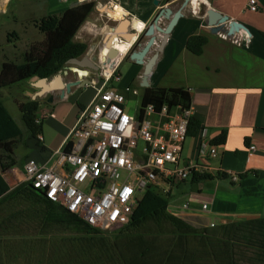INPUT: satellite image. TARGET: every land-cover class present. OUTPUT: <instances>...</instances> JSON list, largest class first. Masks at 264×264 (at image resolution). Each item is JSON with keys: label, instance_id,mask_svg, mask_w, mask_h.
I'll use <instances>...</instances> for the list:
<instances>
[{"label": "crops", "instance_id": "crops-1", "mask_svg": "<svg viewBox=\"0 0 264 264\" xmlns=\"http://www.w3.org/2000/svg\"><path fill=\"white\" fill-rule=\"evenodd\" d=\"M7 1L5 0L2 6H5ZM21 1L23 4L28 3L27 6H31L28 9L33 12L37 11L38 5L44 8V12L39 15L31 14L32 18H29V23L24 27L28 30V25H31L37 36L40 33L34 23L37 19L82 4L85 0H59L60 4L55 0ZM86 1H94L95 5L79 27L74 40L87 43V47L92 48L90 55L92 57L96 53L93 52L96 47L100 48L99 53L104 52V47H100L99 41L100 37L102 38L109 31L107 29L102 32L101 26H97L98 18L106 16L108 20L115 22L114 25L124 16L131 18L130 15H133L130 13L131 4L134 5L135 0ZM197 1L200 4L203 0ZM247 1L240 0L237 8L232 0H210V3L212 7L227 14L231 19L244 23L251 31L250 37L244 32H239L231 38L212 34L206 22H201V15H197L201 20L188 21L185 9L184 16L172 30L148 78L149 86L156 87L159 86V81L165 73H168V85L164 88L183 87L190 92L191 105L194 108L193 116L200 120L201 130L185 139L180 154L181 164H195L199 169L207 170L211 174L217 172L228 175L245 174L238 180L215 178L194 184L186 180L179 186L174 185L179 188L182 184H190L188 192L180 193L188 196L189 200H184L179 206H172L171 210L192 218L197 217L202 223H208L210 227L221 224L229 227L234 223L264 218V0H257L258 10L254 12L245 9ZM150 3L154 6L151 0ZM199 4L194 6V12L199 11ZM106 6L112 9L110 13H106ZM53 7L58 9L53 11ZM117 8H120V11ZM27 12V9L24 10L25 15ZM145 13L149 15V11ZM142 16L140 17L142 20L131 18L133 26L138 31L150 18V15L145 18L144 15ZM11 32H15V35ZM11 32L7 33L5 41L13 48L15 44L9 42L19 40V34L15 30ZM193 33H203L208 38L200 55L192 54L185 47L187 37ZM38 36L39 38L30 41L41 40L42 35ZM88 41H91L90 45ZM129 46L131 45L128 44L126 51ZM3 58L11 60L7 59L9 58L7 56ZM98 74L99 71L91 68H78L73 64H66L59 80L54 78L55 74L49 77L50 90L40 96L36 95L40 91V86H35L32 79L29 80V85L34 88L30 98L36 96L44 102L40 109L41 114H45L44 117L48 114L51 118L50 124L45 126V130L50 129V133L47 137L45 134L42 136L40 151L37 148L38 153L35 151L41 161L60 147L73 126L79 110L92 101L95 90L89 81L99 80ZM132 77H134L133 81L140 85L141 76L134 73ZM33 79L36 81L38 78ZM76 79L79 80L78 85L60 97V89L65 86V82ZM126 84L132 85L130 82H120L117 87ZM82 88L90 89L92 93L85 96ZM49 97L51 100L48 101ZM222 128L227 130V137L223 145L216 146V156L202 155L201 143H209ZM251 145H254L255 149H250ZM22 150L28 152L27 149ZM44 154L48 156L44 157ZM24 155L21 158H24ZM22 166H15L2 173L10 188L23 181ZM185 203H187L186 208L183 207ZM202 204H206L205 209H202ZM3 205L0 206V230L9 214V210ZM211 223H214V226H211ZM230 229L231 226L227 234L181 235L180 239L185 240V243L183 246L182 243L178 245L179 250L188 253L185 260L190 256L189 253L193 257L192 260L181 264H199L194 256L196 252L198 258H202V264H217L216 259L222 254H224V259L222 257L224 264H230V259L237 256L240 250L244 257H248L253 255V248L264 246V232L253 234L246 230L240 233ZM190 240L193 241L192 244L189 243ZM189 249L193 252L188 251Z\"/></svg>", "mask_w": 264, "mask_h": 264}, {"label": "built area", "instance_id": "built-area-1", "mask_svg": "<svg viewBox=\"0 0 264 264\" xmlns=\"http://www.w3.org/2000/svg\"><path fill=\"white\" fill-rule=\"evenodd\" d=\"M245 9L257 11V0H248ZM98 78L89 81L94 97L79 110L60 147L43 161L27 158L22 171L23 181L45 198L105 230L129 221L138 194L146 188L168 191L172 182L188 180L199 167L180 163L194 115L191 104L143 105L142 93L139 97L131 84L117 87L121 77L116 68L101 69ZM131 99L135 103L128 112ZM200 152L215 157L216 146L202 142ZM232 179L238 180L236 175Z\"/></svg>", "mask_w": 264, "mask_h": 264}, {"label": "rangeland", "instance_id": "rangeland-1", "mask_svg": "<svg viewBox=\"0 0 264 264\" xmlns=\"http://www.w3.org/2000/svg\"><path fill=\"white\" fill-rule=\"evenodd\" d=\"M5 0H0V63L4 60V56H7L11 60L20 61L21 53L24 48L32 41L33 38H39L36 35L35 29L31 25H28V30H25L26 24L29 23L30 15H39L43 13L44 8L42 5H38L39 8L36 12L29 10L31 6H27L28 3H22L21 0H8L5 6H2ZM60 4L59 0H55ZM178 1L177 4L180 3ZM130 3V2H129ZM197 0H190L189 5L186 8V19L201 20L206 22L205 11L206 8L211 7L210 0L205 1L203 4L198 5L199 11L194 12V6L196 7ZM235 7H239L240 0H232ZM173 7V10L178 5ZM43 8V9H42ZM28 10L25 15L24 10ZM58 7H53L55 11ZM112 10L109 6L105 7L106 13H110ZM157 10L155 6H152L150 0H135L134 5L131 4V18L140 20L144 15L150 18L145 21V26L151 23L152 13ZM104 11V13H105ZM149 11V15L145 12ZM29 13V14H28ZM90 14V13H89ZM143 17V16H142ZM97 26H101L102 32L107 31L110 27L114 26V21L108 20L106 16L98 18ZM142 20V19H141ZM85 21V19H84ZM84 21L81 23L83 24ZM32 22V21H31ZM161 25H165L167 20L160 21ZM200 22V21H199ZM104 24V25H103ZM81 26V25H80ZM79 26V27H80ZM200 26V25H198ZM79 29V28H78ZM76 30V33L78 31ZM144 29V26H143ZM17 31L19 34V40H14L15 46L12 48L11 44H7L5 36L8 32ZM75 33V34H76ZM74 34V36H75ZM73 36V40H74ZM93 38V37H92ZM17 39V38H16ZM94 40V39H93ZM30 41V42H29ZM91 44V41H88ZM122 46L121 52H125L128 44L119 43ZM100 47L103 46L100 44ZM90 48V47H89ZM87 47V50L89 49ZM100 49V48H99ZM97 49V51L99 50ZM128 54V53H127ZM117 71L121 77V83H132L138 91V96L142 93V87L135 81H133L134 75L133 66L129 61L123 60L117 66ZM137 80V79H136ZM167 80H169V74L165 75L159 81V87H166ZM35 82V79H32ZM34 88L29 85V81L14 86L13 88H7L0 91L4 104L18 123L19 111L16 106L17 101H22L33 93ZM85 96H89L92 92L90 89L84 90ZM40 96V94H38ZM36 98V96H34ZM51 97L47 100L49 101ZM16 101V102H15ZM135 99H131L127 102V110L131 112ZM43 107L44 102H41ZM40 107V108H41ZM38 115L43 123V132L40 135H49L50 129L45 130V126L49 125L51 118L41 114ZM47 117V118H46ZM57 119V118H54ZM57 129V128H56ZM28 152L23 151L21 148L17 150V156L19 158L26 153L29 157L36 161H41L38 158V151L40 147L36 146L34 139L29 138ZM35 148V149H34ZM34 149V150H33ZM35 151L37 153H35ZM33 153L36 155H33ZM45 155V154H44ZM45 155L44 157H47ZM27 158V157H26ZM25 156L22 163L26 159ZM21 167V166H19ZM8 179V178H7ZM22 182V181H21ZM184 181H174L170 186H178ZM186 182V180H185ZM164 186V185H163ZM13 188V187H12ZM190 190V184H182L179 188L174 186L171 191V204L168 206L166 213L162 216H156L148 219L141 227L136 229L135 235H123L116 233H108V231L102 230L103 234H94L97 236H103L104 238H89V234H85L80 229L72 227H62L56 224H50V221H46L43 215L42 207L36 202L35 199L30 197L18 196L12 198L11 201L4 204V208L9 210V217L12 223L9 228H2L0 230V264H181L187 260H192L193 257L190 254L188 259L185 260L188 253L179 250L178 245L185 243V240H181L179 237L183 234H227L228 226L221 224L218 226L210 227L208 223H202L199 218L190 217L185 214H178L172 211V206H179L184 200L188 201L189 197L181 194V191L188 192ZM162 192H166L161 190ZM180 208V207H179ZM178 208V209H179ZM173 217L181 218L190 227L181 228L177 225ZM203 226V227H202ZM14 227H17L14 229ZM99 233V232H98ZM193 243L192 240L189 241ZM183 249V248H182ZM188 251L193 252L189 249ZM221 255V254H219ZM196 261L202 264V258H198L197 252L194 253ZM217 264H224L222 255L216 259Z\"/></svg>", "mask_w": 264, "mask_h": 264}, {"label": "trees", "instance_id": "trees-1", "mask_svg": "<svg viewBox=\"0 0 264 264\" xmlns=\"http://www.w3.org/2000/svg\"><path fill=\"white\" fill-rule=\"evenodd\" d=\"M94 1L84 2L74 7L65 9L59 13L47 14L35 21L37 30L42 35L39 41L29 43L21 53V60H4L0 64V91L7 88L24 84L33 78H49L63 69L66 61L71 58H80L87 50V43L73 40V36L81 23L93 10ZM15 35V32H11ZM208 42L206 34L193 33L185 41V47L194 55H200L204 46ZM142 104L155 103L162 105H182L188 107L191 104L190 92L183 87H145L142 88ZM16 102V101H15ZM38 98L27 97L22 101H17L16 106L19 111L20 123L10 114L4 104L0 93V206L11 201L12 198L23 196L30 197L42 207L43 215L50 224L62 227H72L89 234V238H106L94 234H103L100 228L92 227L77 215L69 212L63 206L54 203L43 195L40 189L35 188L30 182L22 181L13 188L4 179L2 173L15 167L22 166V159L17 156L18 149H27V140L32 138L36 146H42L40 135L43 132V123L38 115L41 107ZM201 130L200 120L195 116L191 117L188 124V136H193ZM227 130L222 128L219 133L210 140L212 146L223 145L226 141ZM25 158L27 154L24 155ZM27 159V158H26ZM241 179L245 174L236 175ZM215 178H231L232 175L223 172L211 174L207 170L200 168L190 175L188 181L192 184L200 183ZM233 180V179H232ZM171 204L170 191L162 192L157 186H149L138 194L134 209L129 221L115 229H105L108 233L123 235H135L136 229L141 227L148 219L162 216L166 213ZM175 223L181 228L190 227L181 218L173 217ZM12 223L10 217L4 220V230ZM230 230L238 232L248 231L257 234L264 232V218L253 219L245 222L234 223ZM17 227H14V229ZM184 229V228H183ZM99 232V233H98ZM180 237V236H179ZM233 256L230 264H264V246L253 248V255L244 257L241 252ZM246 255V254H245ZM224 259V254H222ZM194 264V263H190Z\"/></svg>", "mask_w": 264, "mask_h": 264}, {"label": "water", "instance_id": "water-1", "mask_svg": "<svg viewBox=\"0 0 264 264\" xmlns=\"http://www.w3.org/2000/svg\"><path fill=\"white\" fill-rule=\"evenodd\" d=\"M208 1V0H205ZM189 0H184L180 6L173 10L169 6L160 8L157 15L153 21L148 25L145 30V35L148 36V40L141 44L138 43V48L132 50L133 42L135 41L138 31L132 24V20L129 16H124L119 22L114 26L109 28V31L103 35L101 38L102 46L104 47V52H97L96 57L92 58L91 49L85 51V53L80 58H71L66 61V64H73L78 68H91L94 71H101V69H107L109 71L113 70L117 64L122 60V58L129 53L130 60L135 61L138 64L144 63V70L141 75L140 86L142 88L149 86V75L156 63L158 53L163 50L168 38L171 35L172 30L175 28L179 20L184 16V10L188 6ZM202 4L204 2H201ZM153 4L158 6L159 0H153ZM163 17L167 19V23L162 26L159 23V19ZM206 26L212 34H220L226 38L234 37L239 32H244L248 37L251 36V31L242 22L235 19H231L227 14L215 9L214 7H208L205 11ZM159 40L157 51L149 58H144L149 52L152 45L156 44ZM129 44L131 47L125 53L120 52L115 47V42ZM102 57V58H101ZM63 69L59 70L54 78L59 80L62 75ZM49 78H38L34 84L35 86H40V91L37 94H43L49 92L50 86ZM79 80H72L65 82V86L61 88L60 97H63L65 93H68L72 87L77 86ZM35 97L33 96L32 99ZM51 100V98H50ZM115 229V228H112Z\"/></svg>", "mask_w": 264, "mask_h": 264}, {"label": "flooded vegetation", "instance_id": "flooded-vegetation-1", "mask_svg": "<svg viewBox=\"0 0 264 264\" xmlns=\"http://www.w3.org/2000/svg\"><path fill=\"white\" fill-rule=\"evenodd\" d=\"M151 1L153 2V0H151ZM178 1H179V0H159V4H158V6L154 5L155 8H156L157 10H154V11H153L154 13L151 14V15H152L151 22L153 21V19H154L155 16L157 15V13H158V11L160 10V8L165 7V6H169L170 8L173 9V7L178 3ZM183 1H184V0H181L180 3L177 4V5L180 6V4H181ZM84 2H89V1H86V0H85V1H83L82 3H84ZM189 3H190V0H189V2H188V5H189ZM80 4H81V3H80ZM93 8H94V7H93ZM165 20H167V19L161 17V18L159 19V23L161 24L160 21H165ZM34 23H35V22H34ZM145 24H146V23H144V29H142V31L139 32V34L137 35L135 41L133 42V45H132V46H133V47H132L133 49H132V50L138 48L137 46H138V43H139V42H140L141 44H144V43L148 40V36L145 35V30H146V28L148 27V25H149L150 23H148L146 26H145ZM162 26H164V25H162ZM99 42L101 43V37H100V41H99ZM137 42H138V43H137ZM158 43H159V40L156 41V44H154V45L151 46L149 52L145 55L144 58H149V57H151V56L157 51ZM101 44H102V43H101ZM102 45H103V44H102ZM90 49H91V53H92V48H90ZM95 50H97V47H96V48L94 49V51H93V52H96V53H97L98 51H95ZM96 53L92 56V58L96 57V55H97ZM161 54H162V51L158 53L157 59H158V57H159ZM123 60L129 61V62L132 64V66H133V72H134L135 74L140 75V76L142 75L143 70H144V63H143V64H138V63H136L135 61L130 60V58H129V53L125 55V57H124ZM156 62H157V60H156ZM153 68H154V67H153ZM87 69H88V68H87ZM91 70H92V69H91Z\"/></svg>", "mask_w": 264, "mask_h": 264}, {"label": "bare ground", "instance_id": "bare-ground-1", "mask_svg": "<svg viewBox=\"0 0 264 264\" xmlns=\"http://www.w3.org/2000/svg\"><path fill=\"white\" fill-rule=\"evenodd\" d=\"M205 0H203L202 2H204ZM119 11H120V8H117ZM115 14H118V13H115ZM135 25V24H134ZM140 27H141V25H140ZM138 30V29H137ZM115 44V47L121 52V50H122V46H121V44H119V43H117V42H115L114 43Z\"/></svg>", "mask_w": 264, "mask_h": 264}, {"label": "clouds", "instance_id": "clouds-1", "mask_svg": "<svg viewBox=\"0 0 264 264\" xmlns=\"http://www.w3.org/2000/svg\"><path fill=\"white\" fill-rule=\"evenodd\" d=\"M131 46H129V48H130ZM129 50V49H128ZM119 64V63H118ZM118 64H117V66H118ZM117 66L115 67L116 69H117ZM118 72V71H117Z\"/></svg>", "mask_w": 264, "mask_h": 264}]
</instances>
